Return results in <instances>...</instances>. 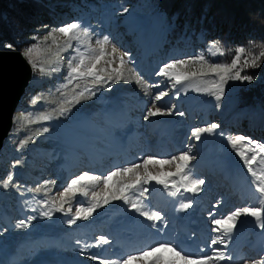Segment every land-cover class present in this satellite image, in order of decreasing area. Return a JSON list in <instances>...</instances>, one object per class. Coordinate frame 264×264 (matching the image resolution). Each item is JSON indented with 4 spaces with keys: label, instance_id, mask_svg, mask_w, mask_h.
Returning a JSON list of instances; mask_svg holds the SVG:
<instances>
[{
    "label": "rangeland",
    "instance_id": "rangeland-1",
    "mask_svg": "<svg viewBox=\"0 0 264 264\" xmlns=\"http://www.w3.org/2000/svg\"><path fill=\"white\" fill-rule=\"evenodd\" d=\"M47 1L48 20L37 21L24 44H12L14 50L22 53L33 44L37 45L34 52L37 69L30 78L31 94L23 98L21 109L14 117L17 124L12 126L7 138L6 144L11 149L0 158V264H65L64 259L60 261L62 257H74L84 264H102L95 253L85 249L92 247L98 238L100 242L110 240L105 233L106 226L108 220H116L117 215L108 220L102 216L96 218L107 211L103 209L105 197L107 203L117 200L126 217L142 216L132 207L133 203L142 204L144 211L164 212L165 202L162 206L160 201L154 204L158 197L153 199L150 194L158 193L164 184L157 183L156 179L147 180L144 160L148 157L166 161L184 151L195 157L189 161L185 174L189 179L205 181L198 192L186 191L182 176L167 175L176 172L179 161L150 163L147 173L158 180L170 179L169 187L170 184L179 187L178 202L191 195L196 198L195 205H203L202 216L208 219L205 232L210 238L218 227L212 223L214 219L226 217L238 208L261 206L253 177L228 144V138L244 135L264 143V108L242 107L234 99L240 88L253 87L264 93V72L256 78L253 76L252 82L227 80L217 100L212 87L219 82L215 74L197 75L180 83L174 78L157 75L164 64L195 56L203 55L208 63L221 64L218 63V49L205 42L202 32L195 42H184L189 37L187 34L181 42L169 38L176 24L175 20L167 22L164 0ZM72 22L89 29V35L77 30L70 38L56 31ZM50 34L56 35L59 48L52 43ZM104 36L111 41L105 46L106 52L111 53L115 45L120 52L130 54L124 58V80H116L112 73V68L120 67L117 53L114 63H105L113 59L109 55L98 65L108 68L112 80H107L106 73L105 82L95 87L91 78L68 83L65 77L69 61L74 66L81 54L85 57L98 55L96 40ZM6 44L11 43H2L1 47ZM57 52L59 55L54 54ZM244 59L251 58L241 57L242 68ZM40 67L46 72L41 73ZM204 68L206 70V64ZM177 70L200 72L201 63L190 61L186 68ZM241 75L248 74L242 71ZM138 79L140 83L136 82ZM85 88L92 89L95 95L85 92L80 103H69ZM161 92L166 95L157 100ZM61 106L70 111L61 115ZM154 106L161 108L162 114L148 116L149 110H155ZM155 120L165 121L161 132V129H154ZM212 123L220 127L212 133H203L199 140L192 136L193 128ZM126 126L131 128L129 149L121 136ZM45 128L48 131L45 132ZM134 134L138 139L131 137ZM25 140L28 142L22 146ZM133 165L139 167L131 173L113 177L105 186L103 178L110 172ZM256 167L259 170L264 165ZM84 173L99 179L83 182L81 191L75 195L69 193L62 201L63 190ZM137 174L141 177L140 184L121 194L120 189L133 183ZM9 175L12 180L4 188L3 181ZM145 188L148 191L141 196ZM114 194L126 199H112ZM93 205L95 208L87 218L83 214L77 216V209H89ZM101 222L103 226L107 223L106 226L102 227ZM86 224L93 226L89 229ZM256 225L255 217L241 215L237 218L234 226L237 234L231 242L238 243L239 249L235 251V258L232 257V264L264 261V251H258L259 244L264 242V233L261 226ZM112 231L114 236L116 231ZM199 239L198 247L202 249L204 238ZM251 250H254L253 256Z\"/></svg>",
    "mask_w": 264,
    "mask_h": 264
},
{
    "label": "snow or ice",
    "instance_id": "snow-or-ice-1",
    "mask_svg": "<svg viewBox=\"0 0 264 264\" xmlns=\"http://www.w3.org/2000/svg\"><path fill=\"white\" fill-rule=\"evenodd\" d=\"M124 11L126 12L127 9H124ZM77 30H79L85 36L89 35V29L81 28L78 22H72L66 24L62 27H59L56 31L64 37L71 38L74 32H76ZM50 35L52 38V43L57 45V48H59L56 35L55 34H50ZM96 43L99 45L98 55L92 57H85L83 54H81L74 66L72 65V61L71 60L69 61L70 67H69L68 75L65 77V80L68 83H72V81L78 79L91 78L93 87H95L97 84H101L105 82L106 73H107V80H112V74L108 73V68L107 67L100 68L98 67V65L101 63V61L105 60L106 56L109 55H111L113 59L111 61H105V63L106 64L114 63L117 53H119L120 67L112 68V73H115L116 80H124L123 67L126 63L124 58L126 56H130V54L127 52H120V50L117 49L115 45L112 46L111 53L106 52L105 46L111 43L108 36H104L102 39H97ZM4 47L10 50H14L12 44H6L4 45ZM259 47H260V51L258 52V54L255 55L252 54L250 49H246L244 47L237 48L235 50L236 55L234 56L230 64H225V65L208 63L203 55L190 57L188 59L172 60L169 63L164 64L163 67L160 69V71L157 73V75L174 78L176 83H180L182 80H187L190 77H194L197 75L203 76V75H208L209 73L215 74L219 77V82L214 83L212 87L216 90L215 93L216 99L219 100L224 92V84L227 80L232 79V80H240L247 82L253 81L254 79L253 76L241 75L243 68L240 66V62H241V57L246 52H248L249 56H252V58L244 59L243 66L252 67V68L259 67L260 66L259 62L264 61V45H261ZM36 49H37V45L33 44L32 46L26 48L22 53V55L25 57V59L28 61L29 65L33 68L34 71L37 69V63L34 60V52L36 51ZM54 54L59 55L58 52ZM190 61L200 62L201 71L189 73V72H180L177 70L178 68H186ZM205 64L207 65L206 70L204 68ZM39 71L41 73H45L46 69L44 67H40ZM136 82L140 83L141 81L138 79ZM85 92H89L91 93V95H95V92L92 91V89L85 88L84 91H81L77 93L75 96H73L72 101H69V103L73 101L77 104L80 103L81 100L85 98ZM164 95H166V93L161 92L156 96V99L159 100ZM69 111H70L69 108H65L61 106L60 114L64 115L66 112ZM158 114H162V110L159 107H155L154 111L149 110L148 112V116H156ZM180 115H183V113H180ZM44 119H48V117H44ZM219 127L220 125L215 123L209 124L206 127H196L192 129V136L195 137L197 140H199L203 133H212L214 132V130L218 129ZM44 131L46 132L48 131V129L45 128ZM27 142H28L27 140L23 141L22 146ZM228 144L241 158L244 166L247 168L248 173L253 177V184L255 185L256 191L260 194V200L262 203L261 206L259 207L238 208L235 211L231 212L226 217H222L221 219H214L212 223L218 226L217 228L214 229V231L219 232L220 229L223 228L226 233H230L233 231L236 220L241 215H248L255 217L257 219L264 217V167H260L259 170L256 167L257 165H264V143L256 141L251 137H246L244 135H237L235 137L228 138ZM193 159H195V157L190 156L188 151L181 152L179 156H173L171 157L170 160H166V161H159V160H155L152 157H148L144 161L147 180L156 179L157 183L164 184L165 187H167L168 185L167 180H158L157 177L152 176L150 173H147V165L149 163L163 164V163H172L174 161H179V163L176 166V172L169 173L167 175L182 176L183 180L186 182L185 183L186 191L193 193L198 192L200 190V186L203 185L205 181L201 179H189V176L185 174V169L188 168L189 161ZM138 167L139 165H133L132 168L117 169L113 172H110L107 176L103 178L105 186L106 187L108 186L109 181H111L113 177H116L121 173L123 174L131 173L134 168H138ZM97 179L99 178L90 176L88 173H84L83 175L73 179L68 184V186L63 190V193L61 195L62 201L69 193L75 195L78 191H81L83 182L95 181ZM11 180H12V176L9 175L3 181V187L7 188ZM147 180H145V182H147ZM140 182H141V177L139 174H137L136 179L133 183L125 184L123 188L120 189L121 194L129 188H135L137 185L140 184ZM147 191L148 189L145 188L140 193V195L143 196L144 193ZM93 195L94 197L96 196L95 193ZM121 198L126 199V197H123L122 195L114 194L112 196V199H121ZM105 203H107V197H105ZM191 203L192 202L189 201L186 204H182L181 207L187 209L191 207ZM132 207L149 220L162 219L161 213L159 211L156 212L144 211L142 210L143 205L140 203H133ZM94 208L95 205H93V207L89 209L79 208L77 209V216L79 217L81 214H83L84 218H87V216L91 215ZM45 215H47V213H45ZM23 223H24L23 221L20 222L21 225H23ZM261 227H264V224H262ZM101 239H103V237H101ZM217 240H220L221 243L223 242L222 239L218 237L217 239H213L211 243L216 244ZM161 250L172 253L173 258L171 260H165L162 255H155L152 264H177L178 260L183 261V264H209V261L214 259V257L212 256H204L194 259L192 256L183 253L181 250H178V248L176 246H173L171 243H161L157 247L151 248L148 251L141 253L140 256H128L127 259L122 262V264H128V262L131 260L139 259L142 258L143 256H147L150 254H155ZM224 258L225 257L223 253H220L218 256L215 257V259H219V260H223ZM245 264H264V261H256V260L250 262L246 261Z\"/></svg>",
    "mask_w": 264,
    "mask_h": 264
},
{
    "label": "trees",
    "instance_id": "trees-1",
    "mask_svg": "<svg viewBox=\"0 0 264 264\" xmlns=\"http://www.w3.org/2000/svg\"><path fill=\"white\" fill-rule=\"evenodd\" d=\"M48 3L47 0H0V47L7 42L24 44L36 22L48 20ZM163 3L167 22L175 20L176 24L169 38L195 42L202 32L205 42L218 49V63L230 64L239 47L250 49L255 55L260 51L259 46L264 45V0H164ZM186 34L189 37L184 39ZM244 56H249L248 52ZM259 63V67H243V71L256 78L264 72V61ZM31 88L29 85L23 98L31 94ZM234 99L242 107L264 108V93L253 87L240 88ZM21 114L22 111L18 113ZM16 124L14 119L13 126ZM7 142L8 139L0 158L11 149Z\"/></svg>",
    "mask_w": 264,
    "mask_h": 264
},
{
    "label": "bare ground",
    "instance_id": "bare-ground-1",
    "mask_svg": "<svg viewBox=\"0 0 264 264\" xmlns=\"http://www.w3.org/2000/svg\"><path fill=\"white\" fill-rule=\"evenodd\" d=\"M22 57L25 59L23 55ZM25 62L28 64V75L31 78L32 67L29 65L26 59ZM30 81L31 79H29V82ZM163 124H165L164 120H155L154 129L157 131L161 129L159 131L161 132L163 130L162 127L164 126ZM130 130V126L124 127L121 135L125 140L124 143L128 149L132 146V143L129 142ZM131 137L138 139L137 134H134ZM159 143H161L160 140ZM137 147H135V149H137ZM148 167H150V163L147 165V168ZM164 180L170 182V179ZM170 185V187L168 185L167 187H165V185H161L159 187L158 193L148 192L153 195V199L157 195L158 200L155 199L154 204L157 205L156 201L158 203L160 201L162 206L163 202H165L164 207L162 208V210L165 212H162L161 214L162 219L151 220L150 225V220L143 215H134L131 217L124 216L123 210L121 209L122 207L117 200L114 202L115 204L112 202L105 203L103 209H106L107 211L105 213L102 212L98 214L96 218L102 216L105 220H108L112 215H117L116 220H108V224L111 229L108 230V224L104 223V226L107 224L105 233H108L110 240L108 243H106L107 241L100 242L98 238L95 240V244L93 243L92 247L89 246V248H86L85 250L95 253L97 258L101 259L102 264H122V262L126 260L128 256H140L141 253H144L151 248L157 247L161 243H171L173 246H176L178 250H181L183 253L192 256L194 259L204 256H212L214 259L209 261V264H232L234 260L232 257L235 258V251L239 249L238 243L233 244L231 242V238L237 234V228H233V231L230 233H226L224 229L221 228L223 233L225 232L226 235L220 233L222 232L221 230L220 232L213 231L211 233L212 237L210 238L207 236V232H205V229H207L208 219L203 218L202 216V212H204L203 205H195L196 198L191 195H189L188 198L184 199L183 201L178 202V194H180L181 189L174 184ZM189 201L192 202L191 207L187 209L181 207L182 204H186ZM154 204H152V206ZM158 206H160V204ZM110 210L113 211L111 212ZM124 213L126 212L124 211ZM256 223V226L260 227L262 224H264V217H261L260 219L256 218ZM85 226L91 229L93 225L91 226V224H86ZM101 226L104 227L102 222ZM113 229L116 231L114 232V236H112ZM260 229L262 230V233H264V227H260ZM202 237L204 238L205 249L203 247H201L202 249H199L200 247H198L200 244L198 239L200 238L199 240H201ZM218 237L221 238L223 242L221 243L220 240H217L216 244H212L211 241L213 239H217ZM260 243H262V241ZM111 249H114V252H110ZM260 250L264 251V242L259 244L258 251ZM251 251L253 256L254 250ZM116 252H120V254H117ZM220 253H223L225 258L223 260L215 259V257ZM155 255H162L165 260H171L173 258L172 253L161 250L155 254L143 256L142 258H144V260L139 258L131 260L128 263L151 264ZM63 259L65 264H84L82 261L75 259L74 257H62L60 261ZM118 259H120L119 262L117 261ZM34 264L39 263L37 262ZM177 264H183V261L178 260Z\"/></svg>",
    "mask_w": 264,
    "mask_h": 264
},
{
    "label": "water",
    "instance_id": "water-1",
    "mask_svg": "<svg viewBox=\"0 0 264 264\" xmlns=\"http://www.w3.org/2000/svg\"><path fill=\"white\" fill-rule=\"evenodd\" d=\"M22 51L0 47V152L21 109V100L30 85L28 64ZM33 74V68H32Z\"/></svg>",
    "mask_w": 264,
    "mask_h": 264
}]
</instances>
